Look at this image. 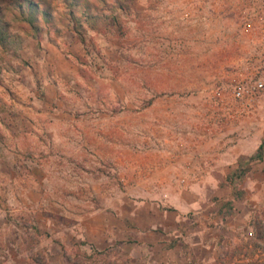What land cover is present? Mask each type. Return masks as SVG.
Segmentation results:
<instances>
[{"label":"rangeland","instance_id":"1","mask_svg":"<svg viewBox=\"0 0 264 264\" xmlns=\"http://www.w3.org/2000/svg\"><path fill=\"white\" fill-rule=\"evenodd\" d=\"M34 1L53 20L32 32L0 0V27L11 34L7 52L0 50V264H32L37 252L48 264H68L62 246L86 251L68 232L74 219L131 172L136 156L178 154L180 142L194 141L214 123L216 92L229 94L262 53L259 41L240 32L230 0L126 1L118 13L124 31L82 25L86 46L60 27L69 0ZM72 10L80 17L84 8ZM211 19L225 23L215 51L201 44ZM250 45L256 50L247 52ZM18 157H28L21 172ZM245 177H236L237 186ZM252 198L247 237L225 247L219 262L231 254L228 264L264 262V190ZM116 253L93 261L111 264Z\"/></svg>","mask_w":264,"mask_h":264},{"label":"crops","instance_id":"2","mask_svg":"<svg viewBox=\"0 0 264 264\" xmlns=\"http://www.w3.org/2000/svg\"><path fill=\"white\" fill-rule=\"evenodd\" d=\"M255 4L264 11V0ZM224 24L211 19L201 44L218 50ZM246 38L257 41L254 35ZM252 50L250 45L246 51ZM232 62L238 63L236 57ZM223 114L225 121L216 109L209 119L221 125L202 127L194 141L180 142L178 154L132 159L131 172L68 227L75 243L88 252L115 249L120 264H209L246 238L256 205L252 197L264 190V94L237 121L228 110ZM140 163L149 169L140 170ZM240 174L246 176L242 187L235 183Z\"/></svg>","mask_w":264,"mask_h":264},{"label":"trees","instance_id":"3","mask_svg":"<svg viewBox=\"0 0 264 264\" xmlns=\"http://www.w3.org/2000/svg\"><path fill=\"white\" fill-rule=\"evenodd\" d=\"M16 1V2H15ZM8 0V4L12 5L14 9L17 11L19 10V16L18 20L21 22H24L25 30L26 31H32L35 32V29H37V23L40 21H49L53 20L52 17H50V12L46 9H43L39 6L37 2L34 0ZM126 1L130 0H111L108 2V0H69V3H66V11L64 16H58L59 19L65 21V23H62L60 27H64L69 32H73L76 39L82 44V46H86L87 41L85 38V35L81 31V26L85 25L87 29L94 30L98 33H108L111 30H116V33H121L123 30L122 23L119 19V11H125L126 10ZM74 5H81L83 6L84 10L80 17L75 16L72 7ZM109 5V7L105 6ZM27 9V10H26ZM57 31V30H56ZM11 36L10 32H5L4 29H1L0 27V50L1 52H7L9 49V37ZM151 100L147 101V104L151 103ZM28 157H24L21 161L20 158H16L14 162V167L18 170L26 169V164L24 159L26 160ZM259 224L256 223V234H262L261 227L258 226ZM262 235H260V238ZM264 245V241L262 243ZM64 248V257L68 264H98L99 260H101V257L105 259V256H108L107 254L111 250H91L90 252H82L77 246L73 247H67L62 246ZM234 255H230L228 259H226V262H219L222 261L218 259L216 262L218 264H228L233 259ZM100 258L97 262L93 261V259ZM32 264H48V262L40 256V253L37 252L36 258L32 257ZM93 261V262H91ZM102 261V260H101ZM100 261V262H101ZM105 261V260H104ZM103 263V262H101ZM105 264H109L106 263ZM111 264H120L116 261V259L113 258V261ZM260 264H264V262H260Z\"/></svg>","mask_w":264,"mask_h":264},{"label":"built area","instance_id":"4","mask_svg":"<svg viewBox=\"0 0 264 264\" xmlns=\"http://www.w3.org/2000/svg\"><path fill=\"white\" fill-rule=\"evenodd\" d=\"M235 6V16L240 24V32L245 35H254L259 41L258 48L262 51L259 61L254 70L249 71V75L239 77L232 82L229 94L217 91L215 96L216 108L222 113V119L226 110L229 112V119L235 120L243 116L244 112L252 108L259 97L264 94V11L255 4V0H230ZM258 22V23H257ZM234 104L235 107L230 109Z\"/></svg>","mask_w":264,"mask_h":264}]
</instances>
